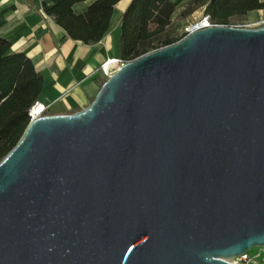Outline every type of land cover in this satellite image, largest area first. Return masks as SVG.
I'll return each instance as SVG.
<instances>
[{
	"label": "water",
	"instance_id": "95a60500",
	"mask_svg": "<svg viewBox=\"0 0 264 264\" xmlns=\"http://www.w3.org/2000/svg\"><path fill=\"white\" fill-rule=\"evenodd\" d=\"M264 248V25L200 28L0 162V264H235Z\"/></svg>",
	"mask_w": 264,
	"mask_h": 264
},
{
	"label": "trees",
	"instance_id": "16d2710c",
	"mask_svg": "<svg viewBox=\"0 0 264 264\" xmlns=\"http://www.w3.org/2000/svg\"><path fill=\"white\" fill-rule=\"evenodd\" d=\"M83 0H43L44 11L54 16L68 37L86 44L99 42L110 29L120 0H93L84 11ZM204 8L213 24L231 25L235 17L264 8V0H190L184 14ZM177 7L173 0H132L123 13L119 58L132 61L184 38L163 36ZM104 83V82H103ZM44 76L23 52H12L0 37V162L16 146L30 123L28 111L38 100Z\"/></svg>",
	"mask_w": 264,
	"mask_h": 264
},
{
	"label": "crops",
	"instance_id": "0c3cea01",
	"mask_svg": "<svg viewBox=\"0 0 264 264\" xmlns=\"http://www.w3.org/2000/svg\"><path fill=\"white\" fill-rule=\"evenodd\" d=\"M92 1L83 0L74 8L82 12ZM131 1L120 0L104 37L86 44L68 37L44 11L43 0H0V37L10 41L12 52L31 58L43 74L38 100L48 105L47 114L73 113L95 98L104 81L102 63L119 57L122 16Z\"/></svg>",
	"mask_w": 264,
	"mask_h": 264
},
{
	"label": "rangeland",
	"instance_id": "374dc122",
	"mask_svg": "<svg viewBox=\"0 0 264 264\" xmlns=\"http://www.w3.org/2000/svg\"><path fill=\"white\" fill-rule=\"evenodd\" d=\"M177 10L172 18V23L167 29L163 36L170 35L174 37H181L187 31L190 30L192 26L203 21L205 17L204 8H199L191 14H184L186 11V6L190 0H173ZM264 20V8L257 9L249 12L244 16H239L233 18L230 26L234 27H258L261 26L260 23ZM107 79H104L105 82ZM259 247H254L251 249L252 252L258 251Z\"/></svg>",
	"mask_w": 264,
	"mask_h": 264
},
{
	"label": "built area",
	"instance_id": "2783aa9c",
	"mask_svg": "<svg viewBox=\"0 0 264 264\" xmlns=\"http://www.w3.org/2000/svg\"><path fill=\"white\" fill-rule=\"evenodd\" d=\"M200 23L202 25L197 29L216 25L211 22L209 15H205L203 21H201ZM260 25H264V20L260 23ZM195 30L187 29L185 36H187L189 33ZM127 62L129 61H125L119 57L106 59L100 67V74L104 79H108L109 77L114 75L119 69H121ZM47 110H48V105L37 100L28 111L30 122L47 114ZM259 248L260 249L256 252L247 250L241 255L229 259V261L235 264H264V248L262 247Z\"/></svg>",
	"mask_w": 264,
	"mask_h": 264
},
{
	"label": "bare ground",
	"instance_id": "6f19581e",
	"mask_svg": "<svg viewBox=\"0 0 264 264\" xmlns=\"http://www.w3.org/2000/svg\"><path fill=\"white\" fill-rule=\"evenodd\" d=\"M202 24L201 23H198V24H196L195 26H192L191 28H190V30H195V29H197L198 27H200Z\"/></svg>",
	"mask_w": 264,
	"mask_h": 264
}]
</instances>
